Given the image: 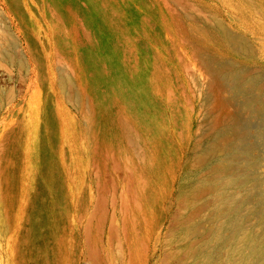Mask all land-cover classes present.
Instances as JSON below:
<instances>
[{
	"label": "rangeland",
	"instance_id": "rangeland-1",
	"mask_svg": "<svg viewBox=\"0 0 264 264\" xmlns=\"http://www.w3.org/2000/svg\"><path fill=\"white\" fill-rule=\"evenodd\" d=\"M0 264H264V0H0Z\"/></svg>",
	"mask_w": 264,
	"mask_h": 264
},
{
	"label": "bare ground",
	"instance_id": "bare-ground-1",
	"mask_svg": "<svg viewBox=\"0 0 264 264\" xmlns=\"http://www.w3.org/2000/svg\"><path fill=\"white\" fill-rule=\"evenodd\" d=\"M222 169H219L218 172H221ZM224 170V169H223ZM223 190V189H222ZM226 190V189H225ZM220 195V194H219ZM221 196V195H220ZM229 201H230V198H229V195L228 196H225L223 198H221L220 200V206L223 207L224 209H230V206H229ZM225 212V211H224Z\"/></svg>",
	"mask_w": 264,
	"mask_h": 264
}]
</instances>
